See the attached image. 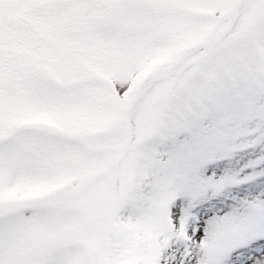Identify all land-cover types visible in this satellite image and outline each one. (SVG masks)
<instances>
[{"label": "snow or ice", "instance_id": "snow-or-ice-1", "mask_svg": "<svg viewBox=\"0 0 264 264\" xmlns=\"http://www.w3.org/2000/svg\"><path fill=\"white\" fill-rule=\"evenodd\" d=\"M0 264H264V0H0Z\"/></svg>", "mask_w": 264, "mask_h": 264}]
</instances>
